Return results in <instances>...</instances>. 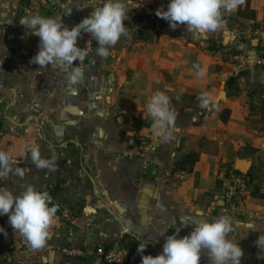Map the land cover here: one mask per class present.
Masks as SVG:
<instances>
[{"label": "crops", "instance_id": "1", "mask_svg": "<svg viewBox=\"0 0 264 264\" xmlns=\"http://www.w3.org/2000/svg\"><path fill=\"white\" fill-rule=\"evenodd\" d=\"M135 2V0H134ZM168 0H139L123 23L128 34L101 58L94 53L84 65L32 63L39 38L20 25L25 15L61 17L71 29L92 9V0H0V151L9 152L24 170L10 173L0 187L19 194L31 186L47 191L57 207L50 238L39 249L0 216V261L15 264H99L94 256L72 258L66 245L108 246L116 238L148 241L142 254L125 264H141V255L156 256L176 228L188 235L193 221L231 219L227 234L243 251L241 264H264V68L256 64L264 41V0H243L236 9H221L223 24L195 33L184 25L171 29L151 9L166 10ZM148 34L149 39H143ZM193 65L204 70L198 76ZM74 68L83 72L70 84ZM164 92L176 112L167 142L151 130L146 103ZM223 92V93H222ZM211 97L212 111L196 108L198 96ZM132 130L148 135L151 150L144 159L122 156ZM38 145L42 158L56 154V170H38L23 146ZM195 152L192 170L183 156ZM234 158L250 161L247 193L235 212L223 202L224 170ZM147 164L157 167L154 177ZM167 172H171L166 175ZM174 172H179L176 176ZM247 173V174H248ZM255 192V194H254ZM67 208L87 214L82 231L59 217ZM191 219V220H190ZM181 220L188 221L183 223ZM131 245L136 248L134 240ZM199 264H212L202 250Z\"/></svg>", "mask_w": 264, "mask_h": 264}, {"label": "clouds", "instance_id": "2", "mask_svg": "<svg viewBox=\"0 0 264 264\" xmlns=\"http://www.w3.org/2000/svg\"><path fill=\"white\" fill-rule=\"evenodd\" d=\"M242 3L243 0H168L166 10L157 9L155 14L167 21L173 30L184 25L189 32L203 34L222 26L221 9L231 11ZM139 6V0H104L102 5L95 7L71 29L62 25L61 17H44L39 14L25 15L18 23L39 38V50L32 58V63L40 68L54 64L72 66L76 61L83 62L87 56L84 48L77 46L81 32L90 34L97 44L95 54L106 58L110 55L109 49L128 34L123 22L128 19L129 9ZM193 67L198 76L205 75L199 65ZM82 77L83 72L74 68L68 80L70 84H76ZM197 99L200 108H209L211 97L203 94ZM170 104L164 92L156 91L145 105L151 119L152 132L165 142L172 138L176 121V112ZM23 150L30 152L36 169L56 170L54 152L51 158H42L38 145L25 144ZM15 163L16 160L9 152L0 151V179L10 173L23 176V169L12 167ZM56 211L57 207L52 205V197L47 191H37L28 186L19 194H13L11 190L0 187V216L7 214L11 228L20 233L33 249L43 247L50 238ZM190 220L181 221L186 224ZM191 221L194 227L188 235L178 238L180 229L176 228L172 235L166 237L162 252L154 257L141 255V264H199L202 250H207L212 264H241V247L238 242L227 238V234L232 232L230 217L222 215L211 221ZM0 234L7 235L2 227ZM147 243L141 240L137 253L142 254ZM256 244L260 249L264 247V235L257 238Z\"/></svg>", "mask_w": 264, "mask_h": 264}, {"label": "built area", "instance_id": "3", "mask_svg": "<svg viewBox=\"0 0 264 264\" xmlns=\"http://www.w3.org/2000/svg\"><path fill=\"white\" fill-rule=\"evenodd\" d=\"M91 11L104 2V0H92ZM80 17L76 24H78L83 18L88 16L90 12ZM75 24V25H76ZM77 46L84 48L87 52V56L83 62L78 61L80 65H84L85 62L92 57L96 43L88 33L81 32V35L77 39ZM256 64L264 68V41L258 48V54ZM152 147L151 139L143 132L132 130L127 138L126 146L122 151V156L128 161H137L144 159L150 152ZM171 172H167L169 175ZM176 176H179V172H174ZM226 178V188L224 190L223 202L226 204L230 212H235L239 206L242 196L247 193L249 183L248 177L241 173L236 172L232 167L224 170ZM61 220L66 222L70 227L78 228L82 231L86 230L90 221L85 213H76L67 208H62L59 213ZM131 239H124L122 237L116 238L108 246H96L91 248H79L70 245L63 246L60 250L61 253L72 258H86L94 256L98 259L99 264H125L129 257L133 256L137 251L136 248L131 245Z\"/></svg>", "mask_w": 264, "mask_h": 264}, {"label": "trees", "instance_id": "4", "mask_svg": "<svg viewBox=\"0 0 264 264\" xmlns=\"http://www.w3.org/2000/svg\"><path fill=\"white\" fill-rule=\"evenodd\" d=\"M157 18H158V20H159L162 24H164V25H169L168 22L165 21L164 19L159 18V17H157ZM150 37H151L150 35L145 34V35H143V37H140V38H143V39L146 40V39H149ZM196 108H199V105H197ZM211 111H212V104L210 103L209 110L207 111V113H205V114H203V115L200 116V122H202L204 116H206L207 114H209ZM196 158H197V154H196L195 152H191V153H189V154L183 156L182 159H181L180 162H179V167H180L181 169H183V170H192ZM247 175H249V173H248ZM254 194H255V192H254ZM52 205H53V204H52ZM50 206H51V205H50ZM131 239L134 240V241H136V242H135V245L137 246V245H138V241H137V239L134 238V237H131Z\"/></svg>", "mask_w": 264, "mask_h": 264}, {"label": "water", "instance_id": "5", "mask_svg": "<svg viewBox=\"0 0 264 264\" xmlns=\"http://www.w3.org/2000/svg\"><path fill=\"white\" fill-rule=\"evenodd\" d=\"M223 93V92H222ZM250 168V161L245 159L234 158L233 169L243 175H247ZM157 171V167L153 164H147L145 167V174L148 177H154Z\"/></svg>", "mask_w": 264, "mask_h": 264}, {"label": "rangeland", "instance_id": "6", "mask_svg": "<svg viewBox=\"0 0 264 264\" xmlns=\"http://www.w3.org/2000/svg\"><path fill=\"white\" fill-rule=\"evenodd\" d=\"M155 13H156V8L151 9V15H155V17H157ZM27 155L28 157L29 156L31 157L30 152H27ZM0 264H15V262H7L4 260V261H0Z\"/></svg>", "mask_w": 264, "mask_h": 264}]
</instances>
